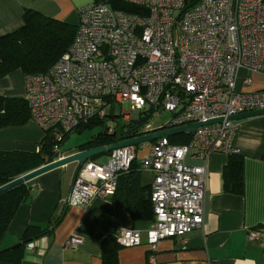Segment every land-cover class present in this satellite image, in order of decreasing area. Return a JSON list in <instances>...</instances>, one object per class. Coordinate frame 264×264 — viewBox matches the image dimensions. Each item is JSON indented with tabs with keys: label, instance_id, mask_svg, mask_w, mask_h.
Returning a JSON list of instances; mask_svg holds the SVG:
<instances>
[{
	"label": "built area",
	"instance_id": "2783aa9c",
	"mask_svg": "<svg viewBox=\"0 0 264 264\" xmlns=\"http://www.w3.org/2000/svg\"><path fill=\"white\" fill-rule=\"evenodd\" d=\"M121 1L136 12L114 10L103 0L79 7L70 46L45 73L25 75L22 97L30 119L52 134L53 161L65 156L60 146L64 133L110 111L124 123L146 118L125 139L222 118L199 126L185 144L161 137L114 149L105 161L80 166L67 205L110 198L119 175L136 159L137 147L146 150L139 169L151 177L154 218L145 237L154 247L160 239L182 238L203 223L206 164L188 165L186 156L206 163L215 151L235 154L238 121L226 118L264 109V89L236 87L240 71L264 73V0ZM249 83L245 75L243 84ZM161 113L167 116L156 125ZM114 129L111 122L107 133ZM73 199L79 203L73 205ZM115 240L121 247L136 246L141 232L122 226ZM77 243L72 237L65 246ZM34 248L35 240L25 245L27 252ZM154 262L149 256L148 264Z\"/></svg>",
	"mask_w": 264,
	"mask_h": 264
},
{
	"label": "crops",
	"instance_id": "0c3cea01",
	"mask_svg": "<svg viewBox=\"0 0 264 264\" xmlns=\"http://www.w3.org/2000/svg\"><path fill=\"white\" fill-rule=\"evenodd\" d=\"M92 0H0V36L23 24V13L30 9L44 16L76 25L78 8ZM247 75L250 83L243 84ZM25 75L19 70L0 79V94L22 96ZM236 87L251 92L264 89V73L240 71ZM44 132L31 119L20 126L0 129V150L36 151ZM83 143V142H82ZM235 155L242 157L241 195L225 192L223 169L228 153L212 152L206 163L189 155L191 166L206 164L207 182L203 198V223L182 238H163L151 247L145 230L151 220L134 222L141 232V243L117 249V264H264V115L238 121L233 139ZM64 151L65 155L77 152ZM106 155L92 159L103 162ZM74 164L47 171L29 181L30 197L21 205L0 241V250L21 242L29 225L48 227L58 218L50 233L35 240V248L25 251L20 264H101V244L128 226L125 210L110 198L95 197L86 205L71 206L66 195ZM142 173L141 186H150L151 177ZM50 227V226H49ZM51 227L49 228V230ZM256 233V237L250 234ZM78 239L75 247L66 240ZM0 264H10L0 261Z\"/></svg>",
	"mask_w": 264,
	"mask_h": 264
},
{
	"label": "trees",
	"instance_id": "16d2710c",
	"mask_svg": "<svg viewBox=\"0 0 264 264\" xmlns=\"http://www.w3.org/2000/svg\"><path fill=\"white\" fill-rule=\"evenodd\" d=\"M114 10L136 12L135 6L121 0H103ZM23 24L0 36V79L13 71L19 70L24 75L45 73L51 65L70 46L76 32V25L54 19L41 13L27 9L23 13ZM112 111L104 118L92 119L79 124L75 129L63 134L60 146L66 137L85 127L95 124L103 125V129L90 137L89 140L78 144L77 150L106 145L129 136H133L146 118L124 123L120 115ZM30 120L28 105L22 96H7L0 94V129L9 126H20ZM114 125V133H107V122ZM191 135L187 133L168 137L170 143L185 144ZM52 134H44L36 151L0 150V186L23 175L45 163L53 161L57 153L53 151ZM63 151V149H62ZM64 152V151H63ZM108 154V153H106ZM97 157V156H95ZM91 158L90 160L94 159ZM140 164L132 161L127 172L119 175L115 193L110 197L117 206L122 207L129 225L154 218L150 202V186H141L142 173ZM28 183L20 185L0 195V241L12 222L18 208L30 197ZM243 163L240 155L230 153L223 169V189L225 192L241 195L243 193ZM58 218L50 220L48 227L37 225L27 226L21 236V242L10 250L0 253V261L10 264H20L25 245L51 232ZM51 229L49 230V228ZM114 237H106L101 244V264H117L118 244Z\"/></svg>",
	"mask_w": 264,
	"mask_h": 264
},
{
	"label": "water",
	"instance_id": "95a60500",
	"mask_svg": "<svg viewBox=\"0 0 264 264\" xmlns=\"http://www.w3.org/2000/svg\"><path fill=\"white\" fill-rule=\"evenodd\" d=\"M260 115H264V109H258V110H252V111H247V112H243V113H239V114H235L232 116L227 117V120H232V121H239L242 119H246V118H250V117H255V116H260ZM222 118H215V119H209L205 122H198V123H192V124H188V125H184V126H180V127H176V128H170V129H163V130H159V131H155L153 133H149L146 135H142L139 137H135V138H130V139H125V140H121V141H116L113 143H109L106 145H101V146H97V147H92V148H88V149H84V150H79L77 152L65 155L64 157L57 159L55 161H51L48 163H45L23 175L18 176L17 178L3 184L0 186V195L8 192L20 185H23L29 181H31L32 179L36 178L37 176L50 171L52 169H56V168H63L66 167L67 165H71L74 164V168L72 171V175H71V180L69 183V187H68V191H67V195H66V202L69 199V196L71 194V190L73 187V183L75 180V177L77 175V172L80 168V166L82 165V163H84L87 160H90L91 158L97 156V155H101V154H106L114 149L123 147V146H127V145H138L141 143H145V142H151L153 140H156L158 138L161 137H169L172 135H176V134H181V133H187L189 135H193L195 130L202 125H207V124H213L216 122H221ZM19 244H24V242H19L17 244H15L14 246L7 248V249H3L0 250V253L10 250L11 248L19 245Z\"/></svg>",
	"mask_w": 264,
	"mask_h": 264
},
{
	"label": "rangeland",
	"instance_id": "374dc122",
	"mask_svg": "<svg viewBox=\"0 0 264 264\" xmlns=\"http://www.w3.org/2000/svg\"><path fill=\"white\" fill-rule=\"evenodd\" d=\"M166 116H167L166 114L161 113V116L155 119L156 125H159L160 123H162L164 119L166 118ZM110 124L111 123L108 121L107 125H110ZM102 129H103V125L95 124L89 127H85L81 131H74L66 137V139L61 144V148L63 149V151H71L75 149V147L78 144L89 140L92 135L97 134ZM101 155H106V154L104 153ZM145 155H146V150L141 149V147H137L135 161L139 163ZM97 156H100V155H97Z\"/></svg>",
	"mask_w": 264,
	"mask_h": 264
},
{
	"label": "clouds",
	"instance_id": "9594fccd",
	"mask_svg": "<svg viewBox=\"0 0 264 264\" xmlns=\"http://www.w3.org/2000/svg\"><path fill=\"white\" fill-rule=\"evenodd\" d=\"M71 202L73 203V205L79 203V201H77V200H75V199H73Z\"/></svg>",
	"mask_w": 264,
	"mask_h": 264
}]
</instances>
